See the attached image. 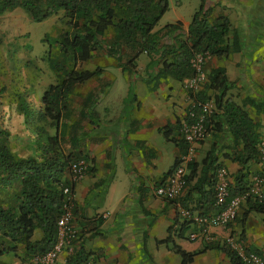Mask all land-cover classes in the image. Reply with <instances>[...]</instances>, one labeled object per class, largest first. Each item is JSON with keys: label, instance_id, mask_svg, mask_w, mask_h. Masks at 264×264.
<instances>
[{"label": "trees", "instance_id": "1", "mask_svg": "<svg viewBox=\"0 0 264 264\" xmlns=\"http://www.w3.org/2000/svg\"><path fill=\"white\" fill-rule=\"evenodd\" d=\"M168 7L169 0H0V15L15 8H23L33 21L38 22L61 9L69 25V29L62 32L57 40L61 60L49 61L50 66L58 70V73L64 72L60 82L50 84L43 92V108L34 110L22 106L18 110L26 127L45 118L56 127L54 134L44 130L42 126L36 127V154L18 157L8 145V130L0 127V192L5 191L10 195L6 202L0 200V256L15 255L22 247L24 257L30 260L33 256L50 250L56 243V222L64 200L63 186H69L74 194L76 184L66 177L69 165L81 158L89 161L76 146L77 142L71 135L68 136L69 149L62 150L61 145L65 140L59 134L58 124L70 111L68 101L73 90L102 74L104 69L101 67L94 70H77L76 66L90 59L94 50L103 47L102 42L108 29L112 28L116 32L114 42L110 46L114 55L118 56L120 50H125L126 53V60L117 64L122 72L130 74L131 69L136 67L137 58L141 53L149 56L144 69V81L149 89H155L168 77L181 81L194 75L190 60L198 53L225 58L240 51L238 32L231 29L229 19L222 14L210 21L209 14L212 9L206 7V0H200L186 31L182 29L179 21L154 30ZM165 36L169 37L170 41L167 44L160 43V38ZM119 59L121 60L120 57ZM68 62L72 64L71 69L66 66ZM206 77L207 81L201 89L195 95L190 93V97L199 100L212 99L216 108L206 120L208 132L226 129L232 137L234 150L231 159L237 163L238 168L235 173H229V196L226 200L228 202L235 196L249 193V176L252 173L250 166L253 162L261 161L258 146L264 138H261L260 122L254 120L247 108L228 96L233 82L228 80L225 69L211 68ZM130 93L131 85L128 95ZM133 98L135 100V94ZM248 101L258 114L264 115L263 100L248 98ZM93 102V94L84 97L80 110L82 118L86 119L92 112ZM179 120L177 136L173 140L179 147L180 155L163 175V179L178 165L180 156L186 154L190 147L181 135ZM212 122L214 124L211 127ZM37 130L45 135H39ZM160 131L166 139L172 132L168 127ZM90 161L92 163L93 159ZM217 161L218 158L208 153L200 163L202 166L199 175V163L190 161L187 164L185 193L180 198L169 201L178 203L181 208H187L191 213L197 211L199 215L220 211L222 208L216 206L214 201V180L217 168L224 165ZM93 170L94 167L90 165L86 173ZM258 174L264 184V172ZM197 175L195 184L189 187V182ZM96 182L103 185L104 191L107 189L108 180L99 179L93 181L91 192L99 186ZM200 202L205 208H202ZM241 204L245 205L241 222L250 211L264 213V198L259 199L248 194ZM77 212L78 207L75 206L74 214ZM95 216L98 217L97 226L101 225L102 216L97 213ZM193 222V219L176 218L173 226L167 229L168 235L156 240L157 244L164 243L178 254L180 264H190L200 251L190 252L182 249L172 240L171 231L176 225L175 235L183 237ZM85 225H82L83 231H86ZM94 229V225H91L89 231ZM36 230L40 232L38 238H34ZM169 243L172 245L169 246ZM217 247L229 257L230 264H244L230 245ZM247 250L262 255L259 250ZM90 254L91 252L81 246L68 257L66 264H88Z\"/></svg>", "mask_w": 264, "mask_h": 264}, {"label": "crops", "instance_id": "2", "mask_svg": "<svg viewBox=\"0 0 264 264\" xmlns=\"http://www.w3.org/2000/svg\"><path fill=\"white\" fill-rule=\"evenodd\" d=\"M234 1L237 4L235 8L226 6L225 0H206V7L212 9L209 20L215 19L217 13L226 16L231 29L238 32L241 46L239 52L228 57H211L206 63V73L214 67L224 68L228 80L233 82L228 96L237 104L248 108L249 104L244 105L246 98L256 100L255 97L259 98L264 94V0H251L250 5L247 0ZM177 21L186 31L191 19L189 17L186 20L178 15L170 23ZM158 23L154 30L164 26ZM148 61L146 53H141L137 58L142 69H145ZM139 78L134 92L135 108H91L92 112L87 116L88 141L81 149L89 155V163L94 170L85 173L76 182L74 198L77 207L84 208L83 213L86 214L85 211L88 210L91 215L99 213L102 216L101 225L97 226L96 223L95 229L89 233L97 232V237L101 236L97 243H109L107 249L113 253L118 252L113 257L116 264H140L144 260L143 252L149 254V259L153 261L151 264H180L179 255L167 250L168 247L165 248V253L152 252L160 251L161 243L156 244V240L168 235L167 229L173 226L174 220L184 219L181 214L184 208L178 203L158 197L155 188L180 155L173 138L177 136V120L182 118L188 108L190 96L184 85L186 78L178 81L168 77L155 89H149L144 81L145 77ZM113 79L114 82L115 78ZM113 82H110V86L114 85ZM126 83L128 87L129 84L127 81ZM237 87L244 91L242 103L233 94ZM251 93L254 95L250 96ZM115 100L107 98L109 107H113ZM213 124L212 122L210 126ZM20 127L26 129L24 124ZM166 127L172 130L168 139L160 131ZM27 131L30 133L25 130L22 142L24 152L26 149L36 150L35 137ZM232 152V137L226 129L210 131L203 142L193 147V160L199 163L198 175L202 166L200 163L208 153L218 158L217 162L227 167L230 174L235 173L238 165L231 159ZM198 175L189 182V187L195 184ZM99 179L108 180L107 189L104 191L103 185L96 182L99 186L91 192L93 181ZM103 192L105 196L99 199L98 194ZM202 208H205L203 204ZM196 214L198 212L193 211V215ZM160 223L166 227L162 238L155 234ZM175 227L176 225L171 231V238L177 245L186 251H200L190 264H230L229 257L217 246L228 245L232 238H239L247 249L259 250L264 256V213L250 211L242 222H234L226 227L208 226L205 231L208 239L188 238L190 232L201 230L196 222L190 224L183 237L175 235ZM153 234L154 246L150 242ZM122 249L134 252L132 259L129 260ZM137 250L141 252L138 253Z\"/></svg>", "mask_w": 264, "mask_h": 264}, {"label": "rangeland", "instance_id": "3", "mask_svg": "<svg viewBox=\"0 0 264 264\" xmlns=\"http://www.w3.org/2000/svg\"><path fill=\"white\" fill-rule=\"evenodd\" d=\"M225 1L226 6L231 5L235 8V5H237L234 0ZM250 1L251 0H247L249 5L252 4ZM199 4L200 0H169V7L162 15L158 24L165 25L173 22L178 15L189 20V17L191 19L193 13L198 9ZM217 15H219V13H217ZM68 29L69 25L67 24V19L64 17V12L61 9L48 18L38 22L33 21L23 8H15L0 15V127L8 130V145L12 152L18 157L36 154V150L31 151L26 149L25 152L23 150V136L25 135L27 127V130H30V133L33 135L36 127L40 126L51 134L55 132L56 127L54 124L45 118L38 122H32L26 127L25 123L21 121L22 117H20L18 110L22 108V106L34 110L43 108L41 102L43 92L50 84L60 82L64 72H60L61 74L58 73V70L50 66L49 61L52 59L61 60L60 48L57 40L60 34ZM115 35L116 32L114 29H108L105 39L102 42L103 47L94 50L90 59L80 62L76 66L77 70H94L96 67H101L104 70L100 76L77 86L70 94L68 101V108L70 111L58 124L59 134L60 136L62 135L65 140L61 145L62 150L67 151L70 147L68 142L69 135L76 140V146L80 151L83 152L81 149L82 145H87L88 119L81 117L80 110L83 105V99L88 94L94 95L93 108H135L133 95L136 83L139 82V76L146 77V75L144 74V69L139 67L138 63L134 69H131L130 74L122 72L121 69L118 68L119 66L117 64L126 60V53L125 50H120L118 56H116L112 52L113 50L110 46L114 42L113 39ZM169 41V37L165 36L160 38V43L167 44ZM66 66L68 69H71L72 64L68 62ZM129 77L133 79L130 81ZM113 78H115L114 82ZM126 81L129 84L128 87L131 85V93L129 95H127V91L129 92V90ZM110 82H113L114 85L110 86ZM203 85L204 84H202L201 87ZM248 91L250 92L251 90ZM233 92V94H236L235 97L238 98L240 103L244 102L243 98H241L244 91L241 88L237 87ZM187 94L190 96L189 91H187ZM251 95H254V93H251L250 96ZM257 97H255L256 100L264 101V94H262L261 97L259 96V98ZM107 98L116 99L115 102H113V107H109ZM246 104H249L248 98L245 99L244 105ZM250 106L249 104L247 109L254 120L260 122L261 138H264V115L258 114L253 107ZM22 124L25 125L26 129L20 127ZM37 133L41 136L45 135L39 132V130H37ZM233 150L234 146H232V151ZM83 153L84 156L89 158L87 153ZM250 169L252 173L249 176V184L251 185V177L264 170L262 161L251 163ZM262 188L264 189V184H262ZM102 194L105 196V193ZM102 194H99L97 197L99 199L103 198ZM9 197V193L5 191L0 192V200L6 202ZM75 206H77L76 202ZM83 209V207H78V212L74 214L73 227L76 231V238L72 242L71 250L68 248L65 250V257L61 258L60 262L66 263L68 257L82 246L86 251L91 252L88 264H116L117 261H115L113 257L116 256L118 252L113 253L110 249H107L109 243H97L101 239V236L97 237V234L89 233V228L91 225H95L94 223H96V218L98 217L91 215L92 213H89L88 210L85 211L86 214L83 213ZM244 209L245 205L241 204L234 222L239 223L241 221ZM82 225H85L84 228L86 231L81 229ZM165 233L166 227H164L162 223L158 224L155 229V234L162 238ZM39 234V231L36 230L34 238H38ZM238 235L240 236V234ZM154 238L153 234L150 238V242H152L153 246L155 244ZM171 245L172 244L169 243V246ZM159 246L161 247L160 251L152 252L165 253V248H167L165 247L166 245L161 243ZM167 250L171 251L170 248H167ZM137 252L139 253L141 251L137 250ZM122 253L128 255L129 260L132 259L134 255V252L129 250H124ZM142 254L144 260L140 264L153 263V261L149 259L148 253L143 252ZM17 261H29L24 257L22 247L18 249L15 255L7 254L0 256V264H15Z\"/></svg>", "mask_w": 264, "mask_h": 264}, {"label": "built area", "instance_id": "4", "mask_svg": "<svg viewBox=\"0 0 264 264\" xmlns=\"http://www.w3.org/2000/svg\"><path fill=\"white\" fill-rule=\"evenodd\" d=\"M210 58L211 56L207 53H198L190 60V64L194 69V75L186 78L184 85L193 95L207 81L206 63ZM215 108L216 106L212 99L199 100L190 97L188 108L179 120L181 135L190 147L186 154L180 156L178 165L155 188V193L158 197L165 200H175L185 193L187 188V164L193 160L194 145L203 142L207 138L209 132L206 127V120ZM258 148L261 153L260 160L263 163L264 169V141H261ZM89 166V161L83 158L71 162L66 173L67 179L72 182L79 181ZM251 181L249 193L235 196L226 202L229 196V171L225 166H219L215 172L214 201L215 205L222 209L216 213L207 215H193L190 210L182 209L181 214L183 218L193 219L194 222L201 226L200 231L190 232L188 238L190 240H196L200 237L208 239L205 232L206 227H226L233 223L241 203L244 202L248 194L259 199L264 198V190L262 188L263 179L260 175L254 174L251 177ZM62 192L64 200L61 213L56 222V243L50 250L33 256L28 262L18 261L15 264H66L65 262H60V259L65 257L61 256V254L67 248L71 250L72 242L76 238V231L72 223L74 219L75 198L69 186H63ZM228 245L237 252L244 264H264V256L255 251L247 250L239 238L229 239Z\"/></svg>", "mask_w": 264, "mask_h": 264}]
</instances>
